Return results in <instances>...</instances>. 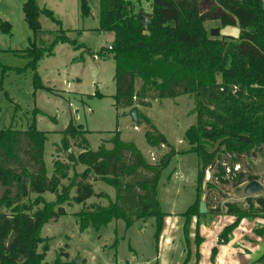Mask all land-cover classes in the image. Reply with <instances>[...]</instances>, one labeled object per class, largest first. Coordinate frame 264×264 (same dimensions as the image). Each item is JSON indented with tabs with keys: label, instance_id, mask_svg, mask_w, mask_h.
Instances as JSON below:
<instances>
[{
	"label": "trees",
	"instance_id": "16d2710c",
	"mask_svg": "<svg viewBox=\"0 0 264 264\" xmlns=\"http://www.w3.org/2000/svg\"><path fill=\"white\" fill-rule=\"evenodd\" d=\"M136 2L99 0L98 30L111 32L113 38L110 47L101 49L97 55L113 61L115 107L149 105L151 98L179 94L193 96L195 121L183 132L189 146L187 151L194 152L198 159L194 199L181 213V233L187 240L191 218L201 215L198 199L205 173L214 169L211 177L215 182L238 185L257 178L234 168L240 158L264 157V2L150 0L149 11L143 14L148 19L146 25H142L139 13L134 11ZM22 12L34 34L41 31L40 13L56 21L50 10L38 7L37 0H26ZM81 12L83 16L91 14L86 0H81ZM206 21H216L219 28L237 27V39L210 37L203 27ZM1 27L5 31L10 29L6 22ZM58 42L76 46L60 30L49 49L33 45L26 51L32 58L36 88L44 87L36 64ZM136 79L140 85L135 90ZM135 122L148 126L143 134L149 146H168L164 135L153 129L146 115L136 112ZM87 131L73 121L61 131L57 149L65 151L66 160H53L49 176L43 155L45 131L37 129L34 122L26 130H0V264H43L50 239L41 234L42 227L66 213L59 203L67 198L71 188L74 189L71 199L76 203L96 195L94 177L109 182L114 188V199L108 206L97 204L94 210L76 212L80 231L89 225L99 229L111 219H123L129 226L133 219L153 217V235L157 240L165 213L160 209L156 186L173 148L157 162L149 163L132 142L120 140L117 130L110 138L111 147L102 142L95 150L89 147ZM73 144L80 149L77 154L72 151ZM225 156L228 164L223 162ZM78 164L85 168L75 171ZM65 179L67 184L62 183ZM204 184L207 188L215 186L211 181ZM45 191L55 193V199L45 200L42 196ZM30 193L35 194L33 199ZM246 201L245 209L225 203L223 213L232 214L234 219L219 231L220 242H227L243 217L264 218V195L246 196ZM204 205L207 208L206 202ZM210 211L221 213L217 208ZM197 223L196 244L201 239ZM214 253L212 247L211 255ZM198 259L196 252L195 264ZM53 264L68 263L58 257Z\"/></svg>",
	"mask_w": 264,
	"mask_h": 264
},
{
	"label": "rangeland",
	"instance_id": "374dc122",
	"mask_svg": "<svg viewBox=\"0 0 264 264\" xmlns=\"http://www.w3.org/2000/svg\"><path fill=\"white\" fill-rule=\"evenodd\" d=\"M86 1L91 11L89 16L82 15L81 0H37L38 7L50 10L56 21L40 13L41 31L34 34L22 12L26 0H0V130H26L34 122L37 129L45 131L47 140L43 155L49 176L53 160H66L65 151L57 147L61 142V131L70 121L82 124L88 130L86 138L93 150L102 142L111 147L110 138L115 130L119 132L120 140L132 142L149 163L157 162L173 148L156 186L159 206L165 214L157 240L153 235V217L133 219L129 226L123 219H111L99 229L89 225L80 231L76 212L94 210L93 206L97 204L108 206L114 199V188L109 182L94 177L96 195L76 203L71 199L74 194L71 188L67 198L59 203L66 213L47 221L42 227L41 234L50 239L43 264H53L58 257L68 264L75 258L78 259L75 264H195L196 252L198 264H264V218L243 217L227 242L222 243L218 233L234 216L210 211L217 208L224 212L226 202L245 209L246 196L264 195V179L259 193L245 195L242 191L245 182L238 185L215 182L211 177L214 169L208 170L198 199V204L206 202L207 208L204 205L205 211L191 218L187 240L183 238L181 213L194 199L198 167L197 156L187 151L189 146L183 137L184 130L195 121L193 96L179 94L151 98L149 105L135 103L132 106L137 113L149 118L153 129L163 134L168 143V146H149L143 134L148 126L130 119L131 107L114 106V64L111 58L97 55L101 49L110 47L113 35L98 30L99 0ZM149 1L137 0L134 11L141 15L147 13ZM3 22L9 24L8 31L1 27ZM203 27L209 34L218 23L206 21ZM60 30L65 31L76 46L83 47L58 42L50 54L44 52L36 64L44 87L36 88L32 58L26 51L33 45L49 49ZM139 85L140 81L136 79L135 90ZM72 151L77 154L80 149L73 144ZM223 162L228 164L227 156ZM84 168L83 164H78L74 170L79 172ZM237 169L255 174L260 180L264 174V157L242 156ZM74 170L69 171L70 176ZM207 181L215 186L207 188L204 184ZM67 182V179L62 181ZM42 196L47 201L55 199V193L49 191L43 192ZM34 197L35 194L30 193V199ZM206 209L209 212L206 213ZM196 221L201 237L197 244L194 241ZM212 247H215L214 255H211Z\"/></svg>",
	"mask_w": 264,
	"mask_h": 264
},
{
	"label": "water",
	"instance_id": "95a60500",
	"mask_svg": "<svg viewBox=\"0 0 264 264\" xmlns=\"http://www.w3.org/2000/svg\"><path fill=\"white\" fill-rule=\"evenodd\" d=\"M264 2V0H262ZM139 19L142 23V25H146L148 22V19L145 18L143 15L139 14ZM239 33V29L234 26H224V27H216L212 28L209 31L210 37H228L232 39H237ZM130 119L135 122L136 121V108L131 107L129 112ZM264 179V174L261 175L260 180L252 179L243 184L242 191L245 195H252L257 194L262 190V184L261 181ZM20 180V177L18 178ZM198 211L199 213H203L205 211L204 202L200 201L198 204ZM74 262L77 263L78 259L75 258Z\"/></svg>",
	"mask_w": 264,
	"mask_h": 264
},
{
	"label": "crops",
	"instance_id": "0c3cea01",
	"mask_svg": "<svg viewBox=\"0 0 264 264\" xmlns=\"http://www.w3.org/2000/svg\"><path fill=\"white\" fill-rule=\"evenodd\" d=\"M221 213H223V212H221ZM227 224H228V223H227ZM239 224H240V223H239ZM239 224L237 225V227L239 226ZM237 227H236V228H237ZM236 228H235V229H236ZM235 229H234V230H235ZM234 230H233V231H234ZM233 231H232V232H233ZM232 232H231V234H232ZM231 234H230V235H231ZM230 235H229V236H230Z\"/></svg>",
	"mask_w": 264,
	"mask_h": 264
},
{
	"label": "built area",
	"instance_id": "2783aa9c",
	"mask_svg": "<svg viewBox=\"0 0 264 264\" xmlns=\"http://www.w3.org/2000/svg\"><path fill=\"white\" fill-rule=\"evenodd\" d=\"M238 167V165H235L234 168L236 169Z\"/></svg>",
	"mask_w": 264,
	"mask_h": 264
}]
</instances>
